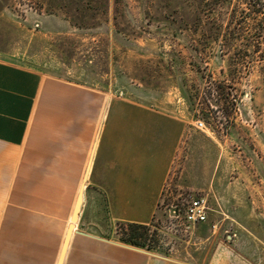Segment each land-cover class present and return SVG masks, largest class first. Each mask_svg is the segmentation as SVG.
<instances>
[{
	"label": "rangeland",
	"instance_id": "obj_1",
	"mask_svg": "<svg viewBox=\"0 0 264 264\" xmlns=\"http://www.w3.org/2000/svg\"><path fill=\"white\" fill-rule=\"evenodd\" d=\"M0 60L98 90L102 118L110 97L178 109L195 141L209 135L225 149L222 209L172 174L143 239L151 250L121 241L87 185L65 264H98L112 246L168 264H204L225 246L264 264V0H0ZM197 196L214 215L187 227Z\"/></svg>",
	"mask_w": 264,
	"mask_h": 264
},
{
	"label": "crops",
	"instance_id": "obj_2",
	"mask_svg": "<svg viewBox=\"0 0 264 264\" xmlns=\"http://www.w3.org/2000/svg\"><path fill=\"white\" fill-rule=\"evenodd\" d=\"M98 106L94 88L0 60V264L57 263L100 125L88 185L112 220L153 222L175 173L222 209L225 149L209 135L195 141L187 114L132 97H110L103 118ZM119 247L98 264H168ZM204 264L263 263L221 246Z\"/></svg>",
	"mask_w": 264,
	"mask_h": 264
},
{
	"label": "water",
	"instance_id": "obj_3",
	"mask_svg": "<svg viewBox=\"0 0 264 264\" xmlns=\"http://www.w3.org/2000/svg\"><path fill=\"white\" fill-rule=\"evenodd\" d=\"M100 130H101V125L99 126L98 129V134L97 137L94 141L92 150H91V154H90V158L87 164V167L85 168L83 177H82V181H81V185L79 188V192L77 195V199L75 202V206L70 218V222L59 252V256H58V260L56 264H65L66 259H67V255H68V251H69V247L71 246V242H72V237H73V231L75 229V227L77 226V223L80 220L81 217V213L83 210V206H84V201H85V191L87 189V185H88V180H89V175H90V171H91V164L93 162V158H94V154H95V150H96V146H97V141L100 135ZM75 232H79L76 228ZM75 234V233H74ZM232 236L229 235V239H231ZM132 247V246H129ZM135 248V247H132ZM136 249H140V248H136ZM142 250V249H140ZM148 252V251H147ZM162 257V256H161Z\"/></svg>",
	"mask_w": 264,
	"mask_h": 264
},
{
	"label": "built area",
	"instance_id": "obj_4",
	"mask_svg": "<svg viewBox=\"0 0 264 264\" xmlns=\"http://www.w3.org/2000/svg\"><path fill=\"white\" fill-rule=\"evenodd\" d=\"M199 128L205 126L201 121L197 124ZM208 201L206 196H197L191 199L184 207L183 220L187 227L194 226L197 223H202L208 219Z\"/></svg>",
	"mask_w": 264,
	"mask_h": 264
},
{
	"label": "trees",
	"instance_id": "obj_5",
	"mask_svg": "<svg viewBox=\"0 0 264 264\" xmlns=\"http://www.w3.org/2000/svg\"><path fill=\"white\" fill-rule=\"evenodd\" d=\"M120 227L123 231V237L121 238L122 242L151 250V248L145 244V241L150 235V230L151 227H153V222H151L150 224L120 222Z\"/></svg>",
	"mask_w": 264,
	"mask_h": 264
}]
</instances>
